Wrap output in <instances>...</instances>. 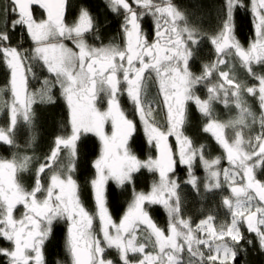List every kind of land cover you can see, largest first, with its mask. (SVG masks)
<instances>
[{
	"label": "snow or ice",
	"instance_id": "snow-or-ice-1",
	"mask_svg": "<svg viewBox=\"0 0 264 264\" xmlns=\"http://www.w3.org/2000/svg\"><path fill=\"white\" fill-rule=\"evenodd\" d=\"M65 3L66 0H56L54 4L41 5L34 0V2L27 4V15H25L23 0H10L11 7L4 9L5 29L7 28V15L10 11L19 17L12 24L14 26H25L28 36L35 45L32 50L33 57L25 56L22 59L21 52L16 47H9L3 43L10 39L8 31H0V49H3L0 54H2L6 68L10 72L12 100L9 110L11 113V124L13 126L16 125L18 114H23L24 120L30 121L31 106L35 102L37 95H40L42 100H52L51 88L47 78L44 79L41 93L28 91L25 61L26 59L38 58L43 62L46 71L55 77L53 83L58 84L62 90L61 94L69 108L71 135L64 139L57 138L55 141L56 147L52 150L50 158H55L60 147L63 146L67 150L68 160L65 165V172L63 174H52L50 184L46 189L42 188L38 174L35 187L29 193L19 182L17 176V172L23 170L24 165H20L18 168L14 160H0V237L10 241L13 245L12 248L8 249L0 248V256L8 257V264H45L42 249L45 241L54 235V225L59 221H65L67 224L66 249L69 253L71 264H113L112 260L104 259L103 254L106 248L102 246V243L107 248L118 251L122 264H130L129 253H139L144 257L139 261V264H159V255L146 253L145 248L147 245L143 243L137 245L135 243L137 230L141 225L146 226L150 235L156 238V246L159 252L163 253L165 248H168L173 253H181L185 245H187L189 253L195 256L196 253L192 251L190 241L195 240L197 245H202L207 249L209 244L205 239L197 240L189 232L187 238L184 239V243L180 244L178 237H183V234L174 232L171 220L168 234L166 235L153 222L144 207L145 203L162 204L168 211L169 216H172L173 208L169 196L174 192L175 185L169 180L168 174L174 170L177 153L171 148L169 149L172 152L170 166L158 163V157L156 159L149 158L146 161L138 159L130 145V141L134 142L135 139L136 126L134 123L131 125V130H122L119 137H109L111 140L109 146H103L102 140L101 154L93 164L95 177L91 180V188L103 241L98 239L92 231L93 216L86 211L78 197L77 182L73 178L72 173L74 172L76 157V142L80 134L87 131L86 124L91 122L90 110L79 103L78 93L86 89H83V87L77 89L75 85L80 83L83 86L84 80H89L93 87V99H95V77L99 75L102 78V82L108 84H111L112 78H117L116 84L118 85L121 82L118 76L120 70L124 67L125 56L128 57V68L136 69V71H124V82H131V86L136 89V92L131 94L133 98L138 99L141 82L145 79L146 72H151L157 77H166L172 81L173 100L179 110L180 124L185 121L188 102L194 103L204 116L210 115L211 102L207 99L202 100L193 91L203 77H197L187 71L189 60L185 62V71L183 73L178 68L167 65V61L172 60L173 56L182 60L184 49L188 48V42L197 43V40L187 28L184 29V32L188 33V39L185 40L184 37L179 36L178 30L174 25L175 21L182 17L171 5L170 0H166L163 4L155 3L154 0H134V3L145 10L139 13L130 6L128 0H110L109 6L112 12L119 13L120 9H123L124 23L122 24V29L126 38L127 51H116L112 47H92L85 42V34L93 28L91 16L86 10L82 9L78 20L72 25H68L64 19ZM33 5L43 10V13L46 14V19L37 22L33 18L31 8ZM245 6L249 7L245 0H227V19L223 32L219 35L221 39L230 41L229 47L239 50L238 54L243 65L248 67L251 73V63H264V13L259 11V9H264V0H258V5L257 0H250V10L253 14V25L257 39L247 50L236 39L233 26L234 9ZM149 13L155 18L154 35L156 40L151 43H149L150 36L146 38L142 32L140 23V18ZM64 40H71L78 51L68 47L63 42ZM132 52H135V57L131 55ZM117 57L120 59L119 67L116 63ZM77 60H79V68L76 66ZM85 64H87L86 69ZM98 64L102 65V67L97 68L96 65ZM162 64L165 66L161 67ZM27 71L31 72V68L29 67ZM170 72L172 73L171 77H169ZM106 73L108 74L107 76H105ZM251 74L255 75L254 73ZM256 78L259 80L258 90L255 87H249L247 91L250 95H256L258 91L260 107L264 109V76H257ZM228 82L230 84L233 83L231 80ZM159 88L163 93L162 85L159 84ZM5 90L0 89V91ZM233 95H236V93H233ZM5 106L8 107L7 102ZM121 116H124V114L121 113ZM108 119H111V117H108ZM77 123H79V127H77ZM212 123L214 122L209 120V124L204 127V131L214 136L218 144L224 149L229 163L235 166L233 153L240 151L239 145L232 147L226 137L217 139L216 132L210 127ZM115 128L116 126L113 124L114 132ZM10 132L11 128L7 130L0 128V141L5 144H11ZM162 135L165 134L162 133ZM166 135L170 137L171 133L169 132ZM221 136H223L222 132ZM183 140L184 146L180 153V163L191 167L195 155L194 146L187 137H184ZM147 142L153 145L157 153H159V144L155 137L149 136ZM261 153H264V145L261 146ZM249 159H253V157H249ZM101 162H103L102 166ZM202 162L205 163L207 168L219 164L220 160L216 158ZM258 164L261 169H264V159L259 160ZM142 168H146L149 171H158L160 182L159 184H154L152 191L148 194L135 193L126 213L119 223L116 224L109 215L106 205V186L110 187L111 182H114L117 187H124L133 182L134 174ZM44 171L45 165H42L38 173H43ZM246 179L257 185L259 189H264V182L252 176L251 169L247 170ZM253 191H257L260 201L264 203V191H258L256 187H253ZM38 193H43L42 198H37ZM166 193L167 196L165 195ZM248 199L251 200L252 198L249 197ZM240 203L242 206L246 204L245 201ZM18 205H22L25 211L20 219H15L13 210ZM234 216L244 217L243 207L239 213H234ZM239 222L238 219H234L233 227L227 232V235L237 244L243 239V234L237 227ZM246 226L249 233L258 237L260 247L264 250V230H262L264 229V208L258 207L254 213L247 216ZM201 230L204 231L205 229ZM206 231L211 233L209 239L217 238L223 240L225 238L224 234L217 236L212 228L206 229ZM129 233H131L130 243L126 245L123 237ZM161 238L166 243L161 244ZM249 243H252V241H249ZM221 255L224 259H221ZM237 255L238 253L235 250H228L223 254L214 251L208 256V259L213 264L217 261H219V264H234ZM203 256L204 253H201V260H203ZM150 257H154V259H148ZM168 264H179L178 255H171L168 258Z\"/></svg>",
	"mask_w": 264,
	"mask_h": 264
},
{
	"label": "trees",
	"instance_id": "trees-1",
	"mask_svg": "<svg viewBox=\"0 0 264 264\" xmlns=\"http://www.w3.org/2000/svg\"><path fill=\"white\" fill-rule=\"evenodd\" d=\"M173 3L182 15L180 23L194 33L197 40V43H191L190 41L193 49L188 66L190 72L194 75L203 77L201 80L203 89L200 90L199 95L207 98L206 89L209 88L211 89L210 92H214L212 83L217 84L216 74L218 72H209L208 68L220 56L213 40L224 29L227 19V0H173ZM245 3L249 7H239L234 9L233 12L234 35L244 49L248 48L256 37L250 0H245ZM6 7H11L10 0H0V31L7 30L10 35V39L3 43L9 47H16L21 52L22 59L25 56L33 57L34 42L28 36L26 27L12 24L15 19L19 18L18 15L8 12L7 28L5 29L4 9ZM82 9L89 13L93 22V28L85 38L88 45L94 47L111 46L112 48L122 46V20L118 13L111 11L107 0H67L65 22L72 25L77 21ZM32 11L35 20L45 19V14L41 9L34 7ZM0 51H3V49H0ZM29 67L31 72L27 71ZM25 69L28 91L41 93L44 79L47 78L51 88L52 100H42L40 95L36 96L35 102L31 106L30 121L18 118L16 125L9 134L12 143L0 142V160H14L18 168L20 165H24L23 170L17 172V176L22 186L30 193L35 187L38 170L42 164L46 163L47 155L54 147L56 139L71 135V123L69 108L61 94V88L58 84L53 83L55 77L46 71L43 62L38 58L26 59ZM258 69L257 67L254 68L255 75L252 74L251 76H248L244 69L242 77L251 84L258 76L256 72ZM219 71H223V69L221 68ZM150 83L148 90L154 88L153 84L155 83L153 81ZM0 89H6L0 91V128L8 129L11 121L9 106L12 96L10 92V72L6 68L2 54H0ZM6 102L8 107L5 106ZM123 104L125 108H128V105L132 107L130 102L126 103L124 101ZM144 104L149 114L153 111V115H156L157 104L150 96H146ZM260 111L261 116H263L261 109ZM155 115L154 117L157 118V115ZM205 120L206 118L200 113L196 115L193 119V131L189 129L187 133L191 134L193 132V141L203 150L206 158L215 157L220 159L221 148L217 141L208 137L202 130ZM141 128L138 127L134 135V142L130 141V145L138 159L146 161L149 158L156 157V150L153 145L147 142ZM99 152L100 143L98 139L91 133H81L76 142V157L72 175L77 182V194L82 205L96 221V206L91 180L95 177L93 164L99 157ZM261 159H264V157H261ZM67 160L68 156L64 161L65 165ZM65 165L63 166L60 161L57 162L54 169L45 171L42 174L39 173L41 182L45 184L49 176L54 173L63 174ZM174 169L170 176L176 179L177 182L176 195L180 200L181 213L197 222L211 216L217 219L215 220L217 222L219 219L224 221L225 218L221 217L224 216L221 203L225 205L224 207H228V202L224 200L225 188L221 191L216 189L217 191L203 192V179L207 170L200 165V161L196 159L191 167L176 164ZM256 179L264 182V169L256 168ZM156 181L157 174L154 171L142 168L134 174L132 183L124 187H117L115 183L111 182L110 187L106 186V205L113 221L115 223L120 221L135 193L147 192ZM241 184L233 183L230 186L231 192L234 185H239L243 192L244 189ZM252 201L257 205L260 203L255 198ZM155 210L159 213L155 220L168 227L170 224L169 215L158 208ZM252 213L254 211L249 212L248 215ZM53 232L54 235L45 241L42 249L45 264H57V262L59 264H70V256L66 250V232L60 221L54 225ZM240 232L243 234V239L239 244L235 243L233 239H230L229 242L231 249L238 253L234 264H264V250L260 247L258 237L249 233L245 227H242ZM138 235L141 238L140 244L150 246V239L156 241V238L150 235L149 229L145 226H140ZM249 241H252V243H249ZM105 255L106 258L113 261V264H122L116 249L107 248ZM1 262L2 258L0 256V264H2ZM210 263L213 264V262ZM215 264H219V261Z\"/></svg>",
	"mask_w": 264,
	"mask_h": 264
},
{
	"label": "rangeland",
	"instance_id": "rangeland-1",
	"mask_svg": "<svg viewBox=\"0 0 264 264\" xmlns=\"http://www.w3.org/2000/svg\"><path fill=\"white\" fill-rule=\"evenodd\" d=\"M107 1L110 4V0H107ZM165 2L166 1L155 2V3L163 4ZM170 3L175 8L173 2L170 1ZM257 5H258V0H257ZM132 8H134L138 13L141 11H145L141 9L136 3H135V6ZM259 11L261 13H264V9H259ZM145 16L152 18L155 23V18L150 13ZM174 26L177 28L179 36H182L184 37L185 40H187L188 33L184 32L185 27H183L182 24L180 23V19H177L175 21ZM222 32L223 31H221L220 33ZM88 33L85 34V38ZM219 34L213 40L215 44L223 43L224 39H221ZM256 39L257 37H255L254 41ZM63 42L68 47L73 48L74 51H78V49H75V46L71 40H64ZM189 44H190V41L188 42V48L184 49V57L182 60L173 56L172 60L167 61V65L170 67L178 68L180 72L183 73L185 71V62L188 61V58H189ZM105 47H111V46H105ZM248 48H246L245 50H247ZM115 50L121 51L118 49H115ZM126 51H127V48H126ZM238 53H239L238 49L230 47L228 50L223 52L219 56V58L215 60L211 64V66L208 68L209 72H212V73L218 72L216 74L217 84L214 85L212 83L214 92L209 94V99H208L211 102V113L209 115V118L210 120L214 122L210 125V127L216 132L217 139H223L224 137H226L228 143L232 147H236L237 145H239L240 151L233 153V159L235 161V166L229 163L224 149L219 144L218 145L221 148V158L219 159L220 160L219 164H216L214 166H209L206 168L205 163H203L202 161L207 162V161H211L216 158L215 157L206 158V154L203 153V150L201 148H198V151L194 149L195 155H194V160H193L194 162L197 158L200 161V165L203 166V168L207 170L206 175L204 176V179H203V185H202L203 192L217 191L216 189H220L221 191L225 188L226 195L224 196L225 197L224 200L228 202L227 203L228 207H224L225 205L221 203V209L224 212L222 214H224V216L220 215L221 217H224L225 220L222 221L223 219H219V221L217 222L215 221L217 219L211 216L209 218H204L200 220L199 222H196L195 224H191L192 225L191 226L189 224L190 222L188 220H185L183 217H181V214L178 212L177 206L173 202L174 199H172V197L174 196V192L169 196L170 203L173 208V214L171 217H172V225L174 226V232H179L183 234V237H178V242L180 244H183L184 239H186L189 232H191L192 235L197 240L202 238V239H205L209 244V247L205 249L202 245H197L195 243V240L190 241V243L192 244V248L194 249L193 252L196 253V257L199 258L200 260L199 264L201 263L209 264L210 262H212L211 260L208 259V256L211 255L214 251H218L219 254H223L224 252L228 250H232L230 247V243H229L230 239L232 238L227 235V232L229 231V229L233 227L234 219H238L240 221L237 227L239 228V231H241L242 227L247 228L246 217L249 216L248 215L249 212L251 211L255 212L258 207L264 208V203H262L259 200L257 193L253 191V187H255L254 183L246 179V172L248 169H251V175L256 178V168L259 167L258 161L261 160V157H264V153H261V146L264 145V135H262V133H264V109L260 107V101L258 99V91L256 95H250L247 91V88L249 87H255L258 90L259 81L254 80L250 84L248 83V81H246L245 78L242 77L244 65ZM125 60L128 61V58L124 59V65H125ZM116 63H117V66L119 67L120 65L119 57H117ZM76 66L77 68H79V60H77ZM161 66L164 67L165 65L162 64ZM260 66H264V63H256V62L251 63L250 65L251 73H254L253 71L254 68L256 67L259 68ZM86 68H87V64H85V69ZM221 68L223 69V71H219ZM246 68L248 69V67ZM261 69H264V67H261L256 71L258 76H264V70L261 71ZM187 71H189L188 68H187ZM251 73L249 72V70H247L248 76H251L252 75ZM171 76H172V73L170 72L169 77ZM59 79L63 80L64 78H59ZM95 79H96V85H95V97L96 98L95 100L87 102V101L82 100V98L79 97V103L85 105L90 110L91 122L86 124V128H87L86 132L94 134L99 140V143H100L99 156H100L101 148H102V141L101 139L98 138L97 134L94 132L96 131V128L95 126H93V124H94L95 119L98 116L101 117L102 121H106V117H110V112L106 110L107 108H105V106L103 109L99 110L100 102H102V99L104 97L108 101H110L112 98H114L115 94L113 95L114 90L110 88L111 85L108 86V83L101 82V80L99 79V75H97ZM229 80L233 81V83L230 84L228 82ZM158 81H159V84L162 85L163 88L169 87L170 85H172V81L166 77H158ZM89 85H91L90 81L85 79L83 82V86L80 83H77L75 87L77 89H81L82 87L83 89H85L86 87H89ZM233 93H236V95H233ZM256 106L258 107L256 108ZM259 108L262 110L263 116H261L260 114L261 111ZM18 118L24 120L23 114H18L17 120ZM10 119H11V113H10ZM140 123L142 127L141 129L145 131L148 137L149 136L155 137L159 144V149H162L163 145L161 144V142H163L166 134L164 133L165 135H162V132L153 123V121L150 118V115H148L145 109H143V112L140 115ZM14 126L11 124V121H10L9 128H11V131L13 130ZM77 127H79V123H77ZM176 128L177 126L173 125L171 127V130L174 131L175 133ZM116 131H117V128H115V132L113 130L112 134L116 135L117 133ZM221 132L223 133V136H221ZM178 137H181L179 136V133L177 135V140L179 144L178 146L179 157L176 159L180 162L181 161L180 153L184 146V140L183 139L179 140ZM103 146H105L104 143H103ZM200 151L202 152V154ZM258 153L259 155H257ZM249 157H253V159H249ZM163 158H164V155H160L158 157V163L163 164L162 163L164 161ZM97 159L95 161H97ZM102 165H103V162H101V166ZM155 172L157 174V181L154 184H159L160 182L159 173L158 171H155ZM170 174L171 173L168 174L169 180L171 181L172 184L176 186L175 180L174 178L170 176ZM9 178H10V174H9ZM241 182L243 183L241 184ZM233 183H240L242 187H244L243 194H240V193L234 194L231 192L230 186ZM152 188H151V191H152ZM38 194H39V197H38ZM38 194H37V198H42L43 193H38ZM165 195L167 196V193ZM249 197H251L252 199L249 200L248 199ZM254 198L260 202L258 205L252 201ZM241 201H245L246 204L242 206L240 203ZM242 207H243L245 216L244 217L234 216V213H239ZM24 211L25 210L22 206V214L24 213ZM94 219L95 218L93 217L92 231L98 239L103 241L102 233H100L99 235L98 231H96V225L94 223ZM185 222H187L188 224V229L185 228V225H186L184 224ZM118 223L119 222H117L116 224ZM180 225H183L182 228H180ZM209 228L214 229L217 236L220 234H224L225 238L223 240H220L217 238L209 239L211 233L206 231V229H209ZM201 229H205V230L202 231ZM138 231L139 229L137 230V240L135 241L137 245L140 244L139 242L141 241V238L138 235ZM130 236H131V233L123 237L126 245L130 243ZM164 243H166V241L161 240V244H164ZM102 246L105 247L107 251V246L104 245L103 243H102ZM145 252L153 253L154 255H159L160 257L159 264H168V258L171 255L175 254V255H178L179 264H182V258H181L180 252L173 253L171 249L165 248L164 252L161 253L157 249L156 241L155 240L152 241V239H150V246H147L145 248ZM105 253L103 254L104 259L109 260L108 258H106ZM181 253H183L184 255L185 251L183 250ZM201 253H204L203 260H201ZM128 256H130V258H128L130 261V264H139V261L144 258L139 253H136V254L129 253ZM148 259H154V257H150ZM221 259H224L222 255H221Z\"/></svg>",
	"mask_w": 264,
	"mask_h": 264
},
{
	"label": "flooded vegetation",
	"instance_id": "flooded-vegetation-1",
	"mask_svg": "<svg viewBox=\"0 0 264 264\" xmlns=\"http://www.w3.org/2000/svg\"><path fill=\"white\" fill-rule=\"evenodd\" d=\"M154 1L155 2H164L166 0H154ZM170 1L173 2V0H170ZM128 3L130 4L131 7H134L135 6L134 0H128ZM176 10H177V8H176ZM177 12H179V11L177 10ZM118 14H119V17L122 20V24H123L124 23V12H123V10L120 9V11H119ZM180 16L182 17L181 14H180ZM45 19H46V16H45ZM140 23H141L142 32L145 34V37L146 38H149V36H150L149 43L155 42V40H156V37L154 35V33H155V23H154L153 19L152 18H149L148 16H142L140 18ZM122 31H123V29H122ZM224 41H225V39L223 40V43H224ZM161 43H163V41H161ZM223 43H222V45H223ZM229 44H230V41H228V46L224 48V47H222V45H220L219 43H217L216 44L217 53L219 55H221L223 52H225L226 50H228L230 48L229 47ZM126 48H127V46H126V38H125V35H124V32H123V44H122V46L121 47H115L114 49H118V50H121V51H126ZM192 49H193V45L190 43L189 44V58H188L189 61L191 59ZM132 56L135 57V52H132ZM125 58L127 59L128 57L125 56ZM96 67L97 68H100V67H102V65H99L98 64V65H96ZM261 67H264V66H260L259 68H261ZM187 68L189 70V66L188 65H187ZM244 69L247 72L248 69L245 66L243 67V70ZM125 70H127V71H136L135 68H131V69L128 68L127 60H125V65L120 70L119 76H118V79L121 82L117 85L116 84V79L117 78H112L111 79V84H108V86L111 85L110 88L114 90L113 91V95L115 94V96L110 101H108L104 97L102 99V102H100V108H99V110H101L105 106V108H107L106 110L108 112H110L111 119H108V117H106V121H102L101 117L98 116L95 119L94 124H93V126H95V128H96V131H94V132L97 134L98 138L101 139V141L102 140L105 141V142L103 141V143H104L105 146H109L111 144V140L109 139V137H119L120 136L119 135L120 134V128L118 126V120H117L116 115H115V112H114V106L117 108L119 119L121 121H129L132 124L134 123V125L136 126V132H137L138 127H141L140 115L142 114L143 109H145V104L144 103H145V100H146V96L148 95L157 104V108H156L157 109V112H156V115L157 116L154 114L157 118L154 117L153 111H152L151 114L148 113L147 109H145V111L148 113V115H150L151 120L156 125V127L159 128V130L162 133H165V134H167L169 132L171 133V136L170 137H168L166 135L165 138H164V140H163V142H161V144L163 145V148L162 149H159V153H157V150L155 148V150H156V157L155 158H152V159H156L160 155H164V158H163L164 161L162 162L163 165L170 166V164H171V158H172V152L169 151V149L171 148L174 152L177 153V155L175 157V165H174V168H175L176 164H178L180 166H188V165L181 164L176 159V158L179 157V155H178V150H179L178 149V146H179V144H178V140H177V135L179 133V136H181V137H179V140L180 139H183L184 137H187L192 142V145L194 146L193 147V151H194V149H196L198 151V148L199 147L196 145V142L193 141L194 140V138H193V132L192 133L190 132L191 134H188L187 131L189 129L191 131H193V119H195V116L196 115H198L199 113L202 116H204V115L198 110L197 106L194 103L188 102V104L186 106L185 121L183 122V124H180L179 110L177 108V104L173 100V95H174V93H173V85H170L169 87L163 88V93H162L161 90H160V88H159L158 77L155 76V74L154 73H151V72H149V73L146 72L145 79H143L142 82H141V85L139 87V96H138V99L133 98V96L131 94H134L136 92V89L131 86V82H127V83L124 82V71ZM263 70L264 69H261V71H263ZM189 72H190V70H189ZM243 74H244V72H243ZM107 75L108 74L106 73L105 76H107ZM138 75H139V73H138ZM99 79L102 82V78L100 76H99ZM151 81H153L155 83V84H153L154 85V88L152 87V89L148 90L149 85L151 84L150 83ZM256 81H259V80L256 78ZM85 89L86 90H81L79 92V97L82 98V100L87 101V102L92 101V100H95V99H93V87H92V85H89V87H86ZM202 89H203V85H202V83L200 81V83L194 87L193 91L202 100H206V99L208 100L209 99V94L212 93L213 91L210 92L211 89L207 88L206 91H207V95L208 96H207V98H203V97H201L199 95L200 90H202ZM101 94H103V93H101ZM124 101L126 103L130 102L132 104V107H130L128 105V108H125V106L123 104ZM169 105H171V107H169ZM121 113H123L124 116H121ZM124 117H126V119H124ZM204 117L206 118V120L204 121V125H203L202 130H203V132L208 137L214 138V136L211 133H208V132H205L204 131V127L206 125H208V122L210 120L209 116H204ZM113 124H115V126L117 128L116 135H113L112 134V132H113V129H112L113 128ZM173 125H176L177 126V128L175 129V133H174V131L171 130V127ZM143 132H144L143 134L146 136V139H148V136H147V134L145 133L144 130H143ZM135 133H134V135H135ZM61 138L64 139V138H67V137H61ZM0 142H3V141H0ZM55 147H56V145H54V147L51 149V151L47 155L46 163L42 164V165H45V171H50V170L54 169V167L57 165V162H60V161L62 162V165L63 166L65 165V162L64 161H66V158H67V150H65L63 148V146L60 147L59 152H58V155L55 158H50L51 157L52 150ZM193 163H192V165H193ZM41 166H40L39 169H41ZM60 170H61V167H60ZM40 174H42V173H40ZM50 177L51 176H49V179L46 181L45 184H44V182H41V185H42V188L43 189H46L47 186L50 184ZM174 180H175L176 186H175V189H174L175 190L174 191V196L172 197V199H174L173 202L177 206L178 212L181 214V217H183L185 220H188L190 222L189 223L190 225L191 224H195L197 221H194V220H192V219L184 216L181 213L180 200L177 198V195H176L177 182H176V179H174ZM152 186L144 194L150 193ZM243 189H244V187H243ZM240 194H243V192L240 193ZM38 197H39V194H38ZM94 203H95V201H94ZM144 207H145V210L148 211L149 216L153 220V222L162 231H164L165 234L167 235L168 234L169 226L166 227V226L162 225L161 222H157L155 220V218L159 216L158 211L155 210V209L158 208V209H160L162 211H165L168 214V211L165 209V207L162 204H148V203H145ZM96 213H97V208H96ZM13 216H14L15 219H20L22 217V205H18L13 210ZM96 217H97V221L94 219V223L96 225V231H98V233L100 235V222H99V219H98V216L97 215H96ZM169 220H171V223H172V217L169 216ZM60 222L64 226V229H65V232H66V239H67V224H66L65 221H60ZM97 223H98V225H97ZM184 224H186L185 225V228L188 229L187 222H185ZM141 226H144V225H141ZM182 226L183 225H180V228H182ZM161 240H163V238H161ZM12 247H13V245H12V243L10 241H7L3 237H0V248L8 249V248H12ZM184 251H185L184 255H183V253H180L181 254V258H182V264H199V261H200L199 258H197L196 255L195 256H192L189 253V251L187 249V245H185ZM192 251H194L193 248H192ZM1 258H2V262H1L2 264H8V259H9L8 257L1 256ZM70 264H71V259H70ZM201 264H203V263H201ZM209 264H211V263H209Z\"/></svg>",
	"mask_w": 264,
	"mask_h": 264
},
{
	"label": "water",
	"instance_id": "water-1",
	"mask_svg": "<svg viewBox=\"0 0 264 264\" xmlns=\"http://www.w3.org/2000/svg\"><path fill=\"white\" fill-rule=\"evenodd\" d=\"M31 2H34V0H23V3L25 5V7H24L25 15H27V4L31 3ZM35 2H38L41 5H50V4L56 3V0H35ZM34 7L39 8L36 5L31 6L32 9ZM66 13H67V0H66V3H65V17H64V19L66 18ZM45 16H46V14H45ZM33 18H34V15H33ZM227 46H228V40L225 39L222 47L225 48ZM114 112H115L116 118L118 120V126L120 128V134L119 135H121L122 130H131L132 123L129 122V121H121L119 119V117H118V111H117V108L115 106H114ZM254 186L257 188L258 191H264V189H259V187L257 185H254ZM232 192L235 193V194L241 193L242 192V188L239 185H234V186H232ZM256 193H257V191H256Z\"/></svg>",
	"mask_w": 264,
	"mask_h": 264
}]
</instances>
